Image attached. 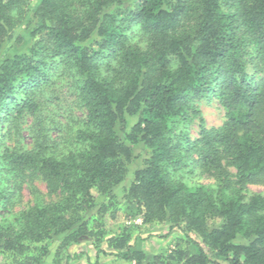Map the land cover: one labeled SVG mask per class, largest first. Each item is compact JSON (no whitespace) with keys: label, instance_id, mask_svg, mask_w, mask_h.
Wrapping results in <instances>:
<instances>
[{"label":"trees","instance_id":"obj_1","mask_svg":"<svg viewBox=\"0 0 264 264\" xmlns=\"http://www.w3.org/2000/svg\"><path fill=\"white\" fill-rule=\"evenodd\" d=\"M27 1L0 0V253L42 264L60 240L69 264L92 240L97 261L264 264V192L250 189L264 185V0ZM61 85L85 117L67 105L64 124ZM211 97L225 119L191 137ZM40 172L47 196L30 185L34 204L14 213ZM120 185L127 211L186 245L148 252L125 226L102 248Z\"/></svg>","mask_w":264,"mask_h":264},{"label":"rangeland","instance_id":"obj_2","mask_svg":"<svg viewBox=\"0 0 264 264\" xmlns=\"http://www.w3.org/2000/svg\"><path fill=\"white\" fill-rule=\"evenodd\" d=\"M37 0H29L28 3H36ZM23 32L24 37L26 40H30V33L29 30H25L26 25H23ZM16 50L13 49L11 51L12 53ZM10 52V53H11ZM4 56L3 54L0 55V57ZM253 71L250 70V73ZM56 88V89H55ZM55 92L58 93V95L62 96L66 101L61 100L62 104H60L59 107H61L60 114L63 115L64 124L67 123V116L70 115L69 112H66L65 109L67 108V105H71V108L68 110L71 111L72 116L74 117H85V109H81L80 107L76 106V98L75 96L68 91V89L65 86L60 87H54ZM195 106H197L198 109H200L201 114L192 116V123H190V132L189 135L191 137L196 138L199 136L200 132V125L202 124L207 128H218L222 125L225 116H224V110L219 102V100L216 97H211L208 99H198L195 101ZM55 110L54 108H51V111ZM201 118L203 120H201ZM27 123H25L20 129L21 134V143L22 144H30L33 143L32 139L28 136V132L24 129L28 125V121H32V117L30 119H26ZM24 123V122H23ZM19 134V135H20ZM55 135V132L52 133ZM19 137H16V139H19ZM19 142V141H17ZM137 164V161L132 166L134 167ZM1 178V175H0ZM7 178L3 179L5 181ZM193 181H196V178H194ZM202 183H212L214 182L213 179L210 178H203L200 180ZM30 183H23V186L20 191V198L18 199L20 203L14 207L13 212L17 213L18 211L22 210L24 207H28L30 205H33L36 200V195L34 189L30 187V185L34 184L39 189V191L46 195L48 194V187H47V181L43 178V175L38 173L36 176H34L31 179ZM15 186H17L15 184ZM120 187L116 188L115 194V202L117 204L116 209L118 208L119 211H117V214L115 217H113L111 211L107 212L103 216L104 220V228L105 229V236L102 240V243L100 244L103 248L107 247V241L110 237L115 236L122 232L124 230L125 226H131V234H132V241L140 237L141 241L138 242V244L142 247H144L145 250L152 253H161L164 256L170 255L171 251L174 249H178L179 245L180 247L185 246V240L184 235L177 230H174L169 233V222L167 221H155L152 223H145L143 216L141 214H138L134 212L132 206L129 205L131 210L127 211L128 206H126V202L124 199V190ZM250 189L255 192H264V185L258 184V185H250ZM125 211L129 214V216L125 215ZM101 218L102 216H99ZM182 238V239H181ZM60 244V240L57 241V244H55V241L50 245L49 253L45 256L42 264H64L62 262H56L57 258V247ZM28 248L30 251H36V248H38V245H28ZM41 249V248H39ZM110 250V249H109ZM108 250V251H109ZM81 251H85L81 254ZM111 251V250H110ZM68 252H76V254L80 253V256L75 257V259L70 262L69 264H135L134 262H127L126 260H122L116 256H114L113 253L107 254L103 253V257L97 261L95 256V245H93L92 240L91 241H83L81 244H74L72 245L68 250L62 253V257L64 258ZM74 254V253H73ZM90 255V256H89ZM61 259V257H60ZM12 256H7L2 253H0V264H14ZM170 261V260H169ZM98 262V263H97ZM170 264H184V261H174Z\"/></svg>","mask_w":264,"mask_h":264}]
</instances>
